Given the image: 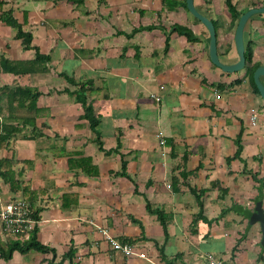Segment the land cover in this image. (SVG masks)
<instances>
[{"label":"crops","instance_id":"0c3cea01","mask_svg":"<svg viewBox=\"0 0 264 264\" xmlns=\"http://www.w3.org/2000/svg\"><path fill=\"white\" fill-rule=\"evenodd\" d=\"M231 1L240 14L264 6ZM193 4L214 24L219 60L235 63L238 19L232 26L226 0ZM8 12L31 34L29 47L2 20ZM243 39L250 64L263 65L264 13L248 18ZM208 45L186 0H0V60L13 70L0 62V89L39 93L0 117V132L17 129L0 148L14 172L12 185L0 177V200H30L37 240L55 251H14L0 264H70L62 256L71 247L75 264H264L260 224L249 222L257 201L264 209V101L248 64L225 72ZM81 86L96 132L76 98ZM103 230L133 253L114 249Z\"/></svg>","mask_w":264,"mask_h":264},{"label":"trees","instance_id":"16d2710c","mask_svg":"<svg viewBox=\"0 0 264 264\" xmlns=\"http://www.w3.org/2000/svg\"><path fill=\"white\" fill-rule=\"evenodd\" d=\"M185 5V1H183ZM226 5L228 7V10L231 14V25L233 26L235 21L239 18L240 12L236 9V6L234 3H232L231 0H226ZM2 20L7 22L8 24L16 27V37L22 39V43L24 47H29L31 44V34L28 32H25L21 29V25L13 18V16L8 12L5 14H2L1 16ZM175 29H177L180 33L185 34L189 39H195L191 31L184 27V26H175ZM251 55L252 51L251 48L249 47V44L247 43L245 46V58H246V63L248 64V77H249V83L252 87V89L258 93V89L253 81V71L257 67L256 64H250L251 61ZM37 58H42L47 60L46 56H39V54H36V59ZM0 62L2 63V68L4 70H9L13 72V70L7 65H9V62L5 59H1ZM250 64V65H249ZM38 92L36 90H32L29 87H15V88H1L0 89V117L1 118H14L10 111L12 108L16 105L21 104V106H24V104H30V102L35 103V100L38 96ZM76 98L82 102L84 105L85 109V117L89 120L91 128L96 132V126L98 124L99 119L93 114V108L91 103H87L86 101V90L81 86L79 90L76 93ZM11 108V109H10ZM25 120H27V117H23ZM23 119V120H24ZM29 119V118H28ZM1 125H12L10 123L1 121ZM17 129L16 127H12L11 129H6V126H2V130L0 132V148H3L4 146L8 145V142L10 138L13 136V133L16 132ZM97 141L101 145L99 136L97 134ZM240 144L238 142L237 149L235 155L238 156L240 153ZM14 175V172L11 169V161L10 159H0V177H2L4 180L9 182L11 185L13 183L12 177ZM30 202V207L32 210V216L34 219H38L37 212L35 210L33 211L32 209V204ZM147 210L151 213H155L160 220V222L163 224L165 228L166 224V215L163 213V211L159 208L152 207L149 202L146 204ZM29 250H36L40 252H48L51 251L53 255H55L54 249L40 243L37 240V227L34 226L33 229L30 232V235L28 239L26 240H15V239H10L8 238L6 241L2 242L0 239V256L4 259H8L11 257L12 253L14 251H19L21 253L27 252ZM160 252L161 249H160ZM75 250L74 248H70L64 255L62 256L63 258H68L70 260V264H75L73 262V257H74ZM60 262H54L49 261L48 264H59Z\"/></svg>","mask_w":264,"mask_h":264},{"label":"water","instance_id":"95a60500","mask_svg":"<svg viewBox=\"0 0 264 264\" xmlns=\"http://www.w3.org/2000/svg\"><path fill=\"white\" fill-rule=\"evenodd\" d=\"M186 6L189 12L195 18H197L206 27L208 31L209 34L208 50L211 61L215 65L220 67L223 71L228 73H232L242 69L246 63L245 45L243 39V31H244L245 23L248 20V18L253 14L264 13V6L251 7L240 14L236 23L235 33H234V42L238 54V60L232 64H224L218 58L217 48H216L217 47L216 31L213 22L195 8L193 4V0H186ZM263 75H264V64L258 65L254 69L252 76H253V81L258 89V93L264 101V84L261 81V76ZM249 222L250 223L258 222L260 224V229H261L260 246L264 247V209L260 201L256 202L254 206V211L250 215Z\"/></svg>","mask_w":264,"mask_h":264},{"label":"built area","instance_id":"2783aa9c","mask_svg":"<svg viewBox=\"0 0 264 264\" xmlns=\"http://www.w3.org/2000/svg\"><path fill=\"white\" fill-rule=\"evenodd\" d=\"M251 124L256 123L257 110L255 107L249 109ZM160 142L163 143V139ZM36 219L32 216L30 202L24 197H13L7 200H0V236L17 240L28 239L31 230L35 226ZM104 237L110 242L114 249L123 251L125 254H132V245L112 237L106 230L102 231ZM143 257L144 253H139ZM205 264H223L221 260L209 256Z\"/></svg>","mask_w":264,"mask_h":264}]
</instances>
